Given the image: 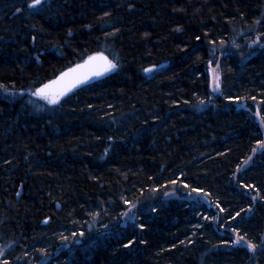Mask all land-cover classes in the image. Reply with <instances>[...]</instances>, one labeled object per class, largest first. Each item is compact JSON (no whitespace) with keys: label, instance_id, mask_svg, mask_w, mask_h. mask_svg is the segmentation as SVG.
<instances>
[{"label":"trees","instance_id":"16d2710c","mask_svg":"<svg viewBox=\"0 0 264 264\" xmlns=\"http://www.w3.org/2000/svg\"><path fill=\"white\" fill-rule=\"evenodd\" d=\"M96 53L118 67L33 95ZM257 110L264 0H0V264H264Z\"/></svg>","mask_w":264,"mask_h":264},{"label":"snow or ice","instance_id":"6c2138e0","mask_svg":"<svg viewBox=\"0 0 264 264\" xmlns=\"http://www.w3.org/2000/svg\"><path fill=\"white\" fill-rule=\"evenodd\" d=\"M44 4V0H28V7L30 9H36L38 7H42ZM20 11V9H17ZM199 39V37H197ZM214 43V42H213ZM208 64L211 65L212 61L209 60ZM118 65L103 53H96L95 55L89 56L82 63L76 64L74 67L68 68L66 71H63L57 76L55 79L48 81L45 84H42L39 88H37L33 95L46 100L49 104H58L60 103L62 97L66 96L69 92H71L74 88L78 87L81 84L87 83L93 77L103 76L112 70L116 69ZM219 65L217 64V68ZM152 69H145L146 72H150ZM212 71V84L213 90H220V75L216 71V69H211ZM226 99H233L232 97H226ZM239 99V98H236ZM252 99H255L254 97ZM203 103V101H201ZM257 117H259L260 123L264 125V115H261L259 110L255 113ZM257 145L264 149V141H257ZM256 151V149H253ZM250 159V158H249ZM247 161H245V164ZM171 183L175 184L176 181L173 180ZM245 188H254V185H243ZM187 187V185H185ZM193 191L201 192L202 190L199 188H194ZM125 203H129V201L125 200ZM220 212H224L225 209L217 205ZM236 216H239V213H236ZM205 219L219 220L218 216H213L211 218L204 217ZM140 227L143 229L145 227L144 224H141ZM232 232L235 234V239L231 241L233 245H245L247 248L255 251L257 248V244H255L252 240L246 238V234L242 235L238 228H233ZM223 243L227 244L228 241H223ZM131 244V241H129ZM43 251V250H41ZM4 255V249L0 248V256ZM3 264H8V261L5 260Z\"/></svg>","mask_w":264,"mask_h":264},{"label":"rangeland","instance_id":"374dc122","mask_svg":"<svg viewBox=\"0 0 264 264\" xmlns=\"http://www.w3.org/2000/svg\"><path fill=\"white\" fill-rule=\"evenodd\" d=\"M214 67H211V69H213ZM218 72V71H217ZM212 71H211V89H212V91L213 92H215V93H220V90L219 91H214L213 90V84H212ZM261 126H262V129H263V133H264V125H262L261 124ZM262 141H264V138H263V140ZM262 149L258 146V148H257V151H261ZM256 152V151H255ZM254 154V153H253ZM252 157V156H251ZM251 157H249L250 159H247L246 161H247V163L245 164V162H244V164L239 168V170L241 171V170H243L244 168H246L250 163H251V161H252V158Z\"/></svg>","mask_w":264,"mask_h":264},{"label":"water","instance_id":"95a60500","mask_svg":"<svg viewBox=\"0 0 264 264\" xmlns=\"http://www.w3.org/2000/svg\"><path fill=\"white\" fill-rule=\"evenodd\" d=\"M103 54H104V53H103ZM104 55L107 56L106 54H104ZM107 57H108V56H107ZM108 58H109V57H108ZM109 59H110V58H109ZM73 67H74V66H73ZM100 77H101V76H100ZM97 78H99V77H93V78H92L91 80H89L88 82H91V81H93V80H95V79H97ZM88 82H87V83H88ZM85 84H86V83H85ZM81 85H84V84H81ZM81 85H79V86H81ZM79 86H78V87H79ZM78 87H76V88H78ZM76 88H74L72 91H74ZM72 91H71V92H72ZM71 92H69L68 94H70ZM68 94H67V95H68Z\"/></svg>","mask_w":264,"mask_h":264}]
</instances>
